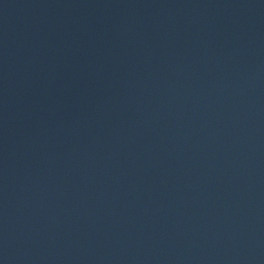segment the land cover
Instances as JSON below:
<instances>
[{
	"label": "water",
	"instance_id": "obj_1",
	"mask_svg": "<svg viewBox=\"0 0 264 264\" xmlns=\"http://www.w3.org/2000/svg\"><path fill=\"white\" fill-rule=\"evenodd\" d=\"M0 264H264V0H0Z\"/></svg>",
	"mask_w": 264,
	"mask_h": 264
}]
</instances>
